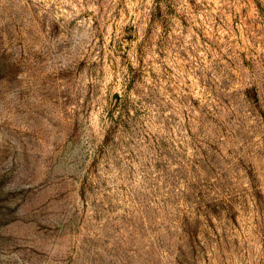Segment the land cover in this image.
Returning a JSON list of instances; mask_svg holds the SVG:
<instances>
[{
  "label": "rangeland",
  "instance_id": "obj_1",
  "mask_svg": "<svg viewBox=\"0 0 264 264\" xmlns=\"http://www.w3.org/2000/svg\"><path fill=\"white\" fill-rule=\"evenodd\" d=\"M0 264H264V0H0Z\"/></svg>",
  "mask_w": 264,
  "mask_h": 264
}]
</instances>
